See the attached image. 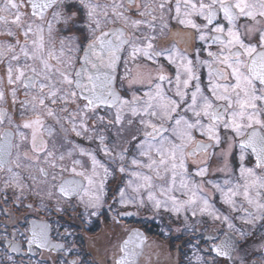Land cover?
Wrapping results in <instances>:
<instances>
[{"label":"snow or ice","instance_id":"obj_1","mask_svg":"<svg viewBox=\"0 0 264 264\" xmlns=\"http://www.w3.org/2000/svg\"><path fill=\"white\" fill-rule=\"evenodd\" d=\"M171 19L183 28H170ZM166 36L176 42L157 43ZM0 37V64L6 69L5 76H0V103L10 96L13 105L19 106V115L31 117L16 122L7 109L0 108V125H14L0 129V198L7 201L12 189L18 193L17 202L26 192L38 197L43 193L50 201L58 190V212L67 211L61 200L78 198L86 211L98 214L106 181L113 173L92 150L69 139L73 134L87 140L95 137L120 173H128L126 160L135 169L119 189L117 203L125 207L150 204L157 213L164 210L177 217L185 213L186 230L193 228L187 224L189 211L191 217H208L226 225V231L216 228L202 236L206 249L199 241L191 245L195 264H220L221 258L225 264H264V0H0ZM197 39L203 42L199 48L194 46ZM125 51L132 61L145 58L160 69L154 83L153 78L147 79L148 90L142 95L133 93L131 99L117 87L122 83L118 77L121 62L123 80L131 74L129 61L122 60ZM202 51L207 59L201 58ZM161 58L175 67L174 77L164 73ZM200 68L207 69L203 86ZM144 83V76L138 74L129 86ZM101 108L114 109V120L97 115ZM126 115L130 118L125 123ZM93 116L101 124L127 127L128 143L137 154L130 160L128 148L113 154L103 132L90 126ZM193 130L211 143L200 142L188 153ZM57 135L63 143L57 144ZM223 139L227 147L220 152L224 165L219 171L231 176L228 158L233 147H238L239 179L235 183L225 179L223 185L207 183L232 213H239L236 216L216 209L211 197L202 194V185L190 180L188 173V155L219 146ZM249 153L255 157L252 167L243 163ZM77 155L90 158V171L84 169L82 159L74 158ZM68 171L74 178H63ZM207 173L206 165L196 171L201 178ZM178 176L179 191L187 199L174 194ZM166 178V184L155 182ZM38 203L50 210L44 199ZM49 228L46 223L31 222L29 254L33 245L64 249L52 243ZM12 235L6 238L7 248L19 253L16 232ZM257 235L259 242L247 247L261 258L249 262L248 250L241 249V244ZM145 241L144 234L133 229L120 245L116 264H137ZM239 251L244 255L238 256ZM7 262L16 264L11 255Z\"/></svg>","mask_w":264,"mask_h":264},{"label":"flooded vegetation","instance_id":"obj_2","mask_svg":"<svg viewBox=\"0 0 264 264\" xmlns=\"http://www.w3.org/2000/svg\"><path fill=\"white\" fill-rule=\"evenodd\" d=\"M202 22V20H197ZM244 21L242 20L241 23ZM170 28L174 30H180L183 26L179 25L175 19L170 20ZM3 39V37H0ZM167 39L169 43L176 42L171 37H160V40ZM203 42L198 39L194 41V46L199 48ZM59 45V37L57 38V46ZM213 51L217 50L216 46H213ZM82 55V53H80ZM203 59H207L206 52L202 51ZM127 59V67L131 69V74L127 80H123L125 73V65L123 62L118 68V77L121 78L122 83H118L117 87L122 96L131 99L133 93L142 95L144 91L148 90L147 79L153 78L159 74L160 69L156 63L148 61L145 58H137L132 61L129 58L128 51L122 53V60ZM163 65V71L170 77H174L176 69L170 65L164 58L159 61ZM137 65L139 67H137ZM5 66L0 64V76H5ZM138 74H142L145 78L144 84H132L129 86V81ZM198 74L201 77L202 86L207 84V69L200 68ZM4 88L6 96L9 86L5 80ZM167 90V85L165 84ZM171 94V92H169ZM19 99H24L23 91L19 93ZM0 108L7 109L8 113L12 115L16 122H20L24 118L19 115V106L13 105L11 97H7L6 103H0ZM114 109L109 111L101 108L97 110V115L103 116L105 121L114 120ZM191 114H189L190 116ZM130 116L126 115L125 123ZM51 123L50 120L46 121ZM205 123L207 121L205 120ZM90 126H95L97 131H102L106 137L105 144L114 149V153L119 152L124 148L129 149L128 159L136 155L135 149L128 143L131 139L130 130L125 127L121 130L119 125H108L99 123L93 116L89 120ZM13 127L6 122L0 125V129ZM192 135L194 139L188 143L186 152L191 153L197 148L198 143L203 142L205 144L211 143L206 135L200 133L199 130H193ZM230 135V133H229ZM222 138L225 137V133L221 130ZM47 138V137H46ZM70 140H74L76 144L81 145L86 149L92 150L97 159L102 163L109 166L113 175L109 176L105 185V198L102 207L99 209L98 214L91 215L89 211H86L84 205L79 203L78 198H72L70 201L61 200V204L67 208V211H57V200L59 198L58 190L55 191L54 196L49 201L47 196L43 193L41 196H36L35 193H25V196L17 202L18 193L12 189L8 190V200L0 198V264H8L7 256L11 255L16 260V264H70L71 261L76 260L79 264H116V260L120 256V245L127 239L128 235L133 229H138L146 237V241L142 247L141 255L137 258V264H195V258L193 255L192 244L197 241L200 242L201 248H207L202 236L206 235L209 231L220 228L226 231V225L219 222L213 223L208 217H191L190 211L187 213L189 219L188 225H192L191 230H186V222L184 220L185 213H181L179 217L168 211L161 210L159 213L155 212L151 205L148 204L145 207L134 206H122L118 201V193L121 187H125L127 180L130 179V172L135 170L133 166L126 160L125 166L128 168V173H120L116 164H113L111 160L106 157L102 151L100 142L95 137L92 140H87L84 137H75L74 134L69 137ZM3 137H0L2 142ZM57 144L63 143L59 135L56 137ZM179 142V141H177ZM49 143H52L50 140ZM67 145H65V148ZM227 147V140L223 139L219 146L208 149L207 151L200 150L195 155L187 156V166L190 180L195 181L202 185V194L206 193L211 197V202L215 208L218 209L224 215H239V213H232L228 205L223 203L221 195L215 190L212 185L207 183L208 181L218 182L223 185L225 179H232L235 183L239 179L240 168V150L238 147H233L230 155L229 164L232 171L231 176L228 172L219 171L223 167L224 162L220 156V152ZM65 148H61L63 151ZM31 155V153H29ZM74 158H80L83 160V167L85 170H91V160L88 157H80L79 155ZM255 157L249 153L244 160L246 167H252ZM69 168H71V162L66 161ZM207 166L208 173L205 177L201 178L196 175V171L199 167ZM78 166V171H79ZM147 171V170H145ZM63 178L72 179L74 174L71 171L63 173ZM78 178V177H77ZM169 178L165 181L156 180L157 184L167 183ZM179 180L177 177V191L174 193L180 199H187V195H182L179 191ZM242 182V181H241ZM59 183V181H57ZM146 195V194H145ZM159 195V193H158ZM40 199H44L45 203L50 206V210L38 203ZM32 205V207H28ZM73 205H75L73 207ZM126 213H131L126 215ZM37 221L39 223H46L50 226L49 237L53 244L64 245L63 250L39 248L38 245H33V252L28 253L27 237L30 235L31 222ZM239 226V221H236ZM16 232L15 240L21 245V252L12 253L7 248L6 238L12 239L13 232ZM221 232V234H222ZM23 233L24 235H20ZM70 234V235H67ZM259 242V236L250 238L247 242L241 244V249L247 248L248 255L246 259L250 262L254 259H260V253L253 251L247 246L251 243ZM71 249V251H67ZM204 255V253H201ZM237 255H244L243 251H239ZM207 258V256H206ZM220 264H225L224 258H221Z\"/></svg>","mask_w":264,"mask_h":264}]
</instances>
